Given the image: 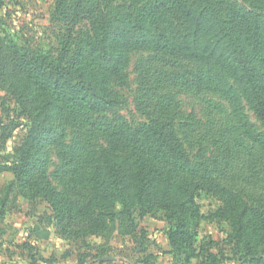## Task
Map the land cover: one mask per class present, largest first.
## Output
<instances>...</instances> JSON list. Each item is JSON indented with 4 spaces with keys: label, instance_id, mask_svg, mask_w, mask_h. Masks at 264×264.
<instances>
[{
    "label": "rangeland",
    "instance_id": "rangeland-1",
    "mask_svg": "<svg viewBox=\"0 0 264 264\" xmlns=\"http://www.w3.org/2000/svg\"><path fill=\"white\" fill-rule=\"evenodd\" d=\"M158 1L0 0V264H264V241L250 235V244L237 243V211H264V150L256 142L264 127L222 67L182 59L167 66L162 54L131 47L124 50L122 66L127 84L109 81L124 104L102 117L134 127L151 116L167 117L183 160L198 168L196 177L155 162L161 176L150 188L138 189L137 182L120 176L110 181L122 193L95 201L93 167L64 168L59 148L31 153L47 167L29 183L16 174L18 148L43 115L33 85L19 76L31 72L32 64L14 61L39 60L38 68L57 69L48 64L87 60L94 27L104 23L115 33ZM181 1L195 14L204 12L240 49L260 48L254 57L264 74V30L256 26L264 19V0ZM171 22L178 37L211 45L181 15L172 14ZM208 79L217 84L215 90L199 86ZM106 142L97 140L100 146ZM109 142L120 173L128 158L133 171L144 168L125 148L123 136Z\"/></svg>",
    "mask_w": 264,
    "mask_h": 264
},
{
    "label": "trees",
    "instance_id": "trees-1",
    "mask_svg": "<svg viewBox=\"0 0 264 264\" xmlns=\"http://www.w3.org/2000/svg\"><path fill=\"white\" fill-rule=\"evenodd\" d=\"M172 14L184 17L195 33L203 32L211 45L193 41L186 35L178 37L172 27ZM256 26L257 29L264 30V19H259ZM96 28L94 27L96 36L88 44L87 54L90 60L81 61L75 58L59 61V64H48L59 66L57 69L38 68L36 64H39V60L14 61L16 65L22 62V67L32 64L31 72L27 70L19 76L23 82L33 85L34 103L42 109L43 115L41 124L34 125L28 138L18 148L20 164L15 171L22 183H29L35 172H43L47 167V161H36L31 153L45 152L50 148H59V154L64 159V168L72 167L80 171L93 167L94 178L98 182L95 201L118 197L122 191L119 185L110 180L120 176L137 182L138 189L150 188L157 176H161L152 164L155 162L170 166L172 171L197 176L198 168L183 160L182 147L171 131L172 121L167 117L151 116L148 122L137 127L102 117L124 104L121 97L110 88L109 81L113 80L118 85L127 84L122 66L125 61L124 50L131 47L152 49L157 54H162L169 59L162 62L167 66L174 59H182L200 63L204 67L226 69L264 127V74L258 69L254 57V53L260 48L254 51L240 49L229 40V34L220 31L222 27L213 25L206 18L204 12H191L181 0H160L144 6L135 18L122 22L115 33H111V27L104 23ZM256 35L261 33L257 32ZM260 64L264 68V60ZM43 66H47V63ZM199 86L206 90H215L217 84L208 79L200 82ZM227 93L232 107L237 108L236 96L231 91ZM70 135L72 141L64 142ZM119 136H123L125 148L137 156L144 168L133 171V166L130 165L132 159L128 158L130 162L124 161L120 173L111 153L115 145L109 142ZM98 139L107 142L100 146ZM256 142L264 150V137L257 138ZM155 155L162 156L160 161ZM167 184L166 181L164 185ZM189 198L193 200L194 195ZM230 212H236V209L232 207ZM237 212L240 221L237 243L243 245L248 241L250 244V235L264 241V211L245 208Z\"/></svg>",
    "mask_w": 264,
    "mask_h": 264
}]
</instances>
